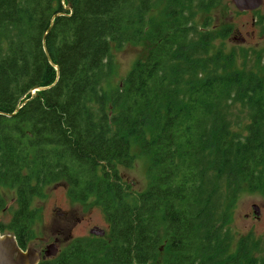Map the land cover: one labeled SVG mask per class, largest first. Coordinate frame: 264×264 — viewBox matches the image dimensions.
I'll list each match as a JSON object with an SVG mask.
<instances>
[{"label": "trees", "instance_id": "obj_1", "mask_svg": "<svg viewBox=\"0 0 264 264\" xmlns=\"http://www.w3.org/2000/svg\"><path fill=\"white\" fill-rule=\"evenodd\" d=\"M154 1L0 0V188L16 204L0 232L26 249L31 201L58 183L74 202L94 196L108 226L39 264H264L251 233L230 252L227 226L242 190L264 195V65L236 71L209 55L194 7L216 0H168L150 24ZM142 41L145 59L105 93L111 44ZM131 140L151 158L137 194L119 172Z\"/></svg>", "mask_w": 264, "mask_h": 264}, {"label": "rangeland", "instance_id": "obj_2", "mask_svg": "<svg viewBox=\"0 0 264 264\" xmlns=\"http://www.w3.org/2000/svg\"><path fill=\"white\" fill-rule=\"evenodd\" d=\"M167 1H154L146 17L150 24L162 23ZM216 1L217 4L207 11H198L194 7L193 22L197 29L214 36V40L210 42L209 55L221 52L223 57H230L231 70L259 72L264 65V0L258 9L246 13L238 12L231 0ZM225 30L228 31L222 36L221 33ZM148 50L147 41L139 44H124L121 48L111 44L112 73L103 83V91L109 94L120 86L133 65L145 59ZM261 74L262 71L260 76ZM232 111L234 118L243 121L241 116H244L245 110L237 106ZM130 153L134 158L132 167L127 169L120 167L119 172L132 192L137 194L144 191L149 182L146 174L151 158L141 155L140 147L134 140L130 143ZM67 189L65 183L50 185L43 189L42 196L32 199L30 210L36 212V217L30 224L31 238L27 248H33L43 254L46 247L53 244L59 253L74 239L95 238L90 234V230L93 229L103 231L104 239H106L108 226L97 199L91 196L86 203H77L69 198ZM0 198L2 199L0 224H7L16 210L14 189L1 187ZM253 206L258 209L257 216L254 215ZM229 213L230 220L227 226L234 239L230 252L235 251V246L241 237L250 233L255 240L259 241L260 248L263 249L264 195L242 190L231 205ZM0 234L10 233L5 231ZM150 264H163L162 258Z\"/></svg>", "mask_w": 264, "mask_h": 264}, {"label": "water", "instance_id": "obj_3", "mask_svg": "<svg viewBox=\"0 0 264 264\" xmlns=\"http://www.w3.org/2000/svg\"><path fill=\"white\" fill-rule=\"evenodd\" d=\"M231 2L238 12L246 13L258 9L261 6L262 0H231ZM61 3L64 4L65 0H61ZM66 9L71 10L69 6ZM47 33L48 30L43 38V48L48 62H51L44 44ZM35 90H41V88ZM32 94H34V91ZM252 209L254 215L257 216L258 209L256 206H253ZM90 234L100 237L104 236V232L98 229L90 230ZM57 253L58 249L53 244L47 246L43 254L30 247L22 250L17 245L15 237L12 234H0V264H39L41 261L55 257Z\"/></svg>", "mask_w": 264, "mask_h": 264}, {"label": "flooded vegetation", "instance_id": "obj_4", "mask_svg": "<svg viewBox=\"0 0 264 264\" xmlns=\"http://www.w3.org/2000/svg\"><path fill=\"white\" fill-rule=\"evenodd\" d=\"M55 239H56V238H55ZM55 239H54V240H55Z\"/></svg>", "mask_w": 264, "mask_h": 264}]
</instances>
